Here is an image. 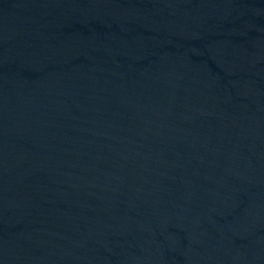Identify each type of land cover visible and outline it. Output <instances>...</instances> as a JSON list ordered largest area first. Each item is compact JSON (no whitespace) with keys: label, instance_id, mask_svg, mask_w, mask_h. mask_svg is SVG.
<instances>
[{"label":"water","instance_id":"95a60500","mask_svg":"<svg viewBox=\"0 0 264 264\" xmlns=\"http://www.w3.org/2000/svg\"><path fill=\"white\" fill-rule=\"evenodd\" d=\"M0 264H264V0H0Z\"/></svg>","mask_w":264,"mask_h":264}]
</instances>
